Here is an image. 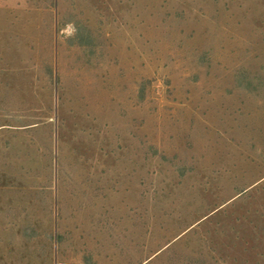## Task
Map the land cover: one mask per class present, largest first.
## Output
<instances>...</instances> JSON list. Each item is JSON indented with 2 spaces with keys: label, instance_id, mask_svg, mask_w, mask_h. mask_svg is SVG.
<instances>
[{
  "label": "rangeland",
  "instance_id": "1",
  "mask_svg": "<svg viewBox=\"0 0 264 264\" xmlns=\"http://www.w3.org/2000/svg\"><path fill=\"white\" fill-rule=\"evenodd\" d=\"M0 264H264V0H0Z\"/></svg>",
  "mask_w": 264,
  "mask_h": 264
}]
</instances>
